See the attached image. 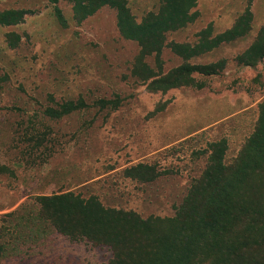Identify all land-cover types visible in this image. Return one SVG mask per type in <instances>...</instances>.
Instances as JSON below:
<instances>
[{
    "label": "rangeland",
    "instance_id": "374dc122",
    "mask_svg": "<svg viewBox=\"0 0 264 264\" xmlns=\"http://www.w3.org/2000/svg\"><path fill=\"white\" fill-rule=\"evenodd\" d=\"M196 1L198 19L168 34V41L193 43L208 25L214 34L224 32L247 8L246 0ZM160 3L129 0L139 20ZM72 5V0H0V12L33 11L22 23L0 26V227H18L20 217L8 222L4 216L35 196L69 191L96 195L107 207L143 218L173 217L206 167L209 144L227 139L229 164L253 131L264 100V63L241 66L237 57L264 26V0L251 5L248 35L191 60L224 59L223 72L196 75L192 84L165 93L151 92L132 77L138 45L120 34L112 7L78 23ZM56 7L67 26L60 24ZM12 33L21 37L15 47L9 42ZM162 58L165 71L182 63L170 48ZM149 62L154 65V58ZM82 98L86 106L62 119L44 115L48 107ZM101 99L121 104L102 108ZM30 134L42 137L39 147ZM140 162L158 167L155 181L124 176L127 167ZM15 230L1 236L10 248L0 264H103L111 258L107 248L72 243L51 232L43 239L20 240V227Z\"/></svg>",
    "mask_w": 264,
    "mask_h": 264
},
{
    "label": "trees",
    "instance_id": "16d2710c",
    "mask_svg": "<svg viewBox=\"0 0 264 264\" xmlns=\"http://www.w3.org/2000/svg\"><path fill=\"white\" fill-rule=\"evenodd\" d=\"M52 1L57 4L59 0ZM246 1L247 8L231 28L214 34L212 25H208L193 43L168 41V34L198 19L196 0H161L157 10L147 12L140 20L129 0H72V9L73 19L80 23L102 7H112L120 34L138 45L132 77L151 92L165 93L192 84L196 75L214 76L226 69L228 62L224 59L209 64H193L191 60L250 33L254 20L251 5L255 0ZM31 13L32 10L15 8L1 11L0 26L22 23ZM55 13L60 24L67 26L59 7ZM20 41V35H9L11 46ZM165 48L182 59L168 71L162 58ZM151 57L154 65L149 62ZM237 60L241 66L264 63V26ZM99 104L116 109L121 101L101 99ZM85 106L83 98L64 101L57 107H48L44 115L58 120ZM30 135L33 140L34 134ZM40 138H35V147L41 144ZM228 148L225 138L209 144L206 167L173 217L143 218L133 210L107 207L96 195L84 197L74 191L37 195L4 216L8 222L20 218L18 227H0V257L10 248L1 236L5 230L20 227V240L43 239L51 232L72 243L107 248L111 258L103 264H264V100L258 104L252 133L229 164ZM123 174L131 180L150 183L160 171L156 165L140 162L127 167ZM51 252L54 254V250ZM44 255L43 252L41 256Z\"/></svg>",
    "mask_w": 264,
    "mask_h": 264
}]
</instances>
